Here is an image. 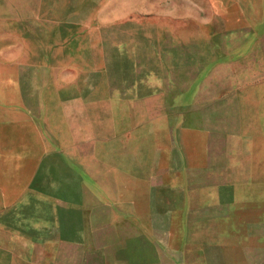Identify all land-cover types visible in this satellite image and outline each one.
Masks as SVG:
<instances>
[{
    "label": "crops",
    "instance_id": "crops-1",
    "mask_svg": "<svg viewBox=\"0 0 264 264\" xmlns=\"http://www.w3.org/2000/svg\"><path fill=\"white\" fill-rule=\"evenodd\" d=\"M248 7L145 0L128 31L98 14L48 58L0 36V264H264Z\"/></svg>",
    "mask_w": 264,
    "mask_h": 264
},
{
    "label": "rangeland",
    "instance_id": "rangeland-1",
    "mask_svg": "<svg viewBox=\"0 0 264 264\" xmlns=\"http://www.w3.org/2000/svg\"><path fill=\"white\" fill-rule=\"evenodd\" d=\"M133 3L138 7L144 6L145 0H0V36L6 32L16 35L17 30L24 32L23 48L26 54L48 58L49 52L55 50L54 43L69 35L75 27L83 26L86 36H95L98 14L105 16L106 21L102 26L105 36L109 37L118 29L128 31L130 20L148 18L150 14L130 13L128 8ZM233 3L249 6L247 36L251 47L255 37L264 35V0H233ZM232 15L235 17L236 13ZM8 48L9 52L16 53V45ZM28 63L32 64V61ZM48 144V140H42V151L49 148ZM41 159L43 163L49 158L42 156ZM41 255L42 261L48 260V253Z\"/></svg>",
    "mask_w": 264,
    "mask_h": 264
}]
</instances>
